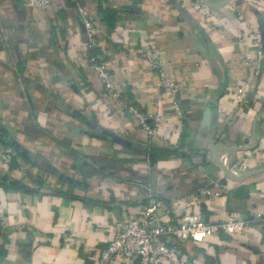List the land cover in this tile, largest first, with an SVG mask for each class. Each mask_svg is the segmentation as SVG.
Listing matches in <instances>:
<instances>
[{"label":"crops","instance_id":"crops-1","mask_svg":"<svg viewBox=\"0 0 264 264\" xmlns=\"http://www.w3.org/2000/svg\"><path fill=\"white\" fill-rule=\"evenodd\" d=\"M195 1L0 0V148L16 153L0 160V264H98L117 218L150 196L164 218L195 197L186 211L202 219L247 218L239 233L186 240L200 264H264V0H208L226 1L208 14ZM79 6L98 18L90 52L118 95L87 59ZM255 36L259 75L245 84ZM129 101L156 117L155 135ZM213 144L239 147L218 154L231 176Z\"/></svg>","mask_w":264,"mask_h":264},{"label":"built area","instance_id":"built-area-1","mask_svg":"<svg viewBox=\"0 0 264 264\" xmlns=\"http://www.w3.org/2000/svg\"><path fill=\"white\" fill-rule=\"evenodd\" d=\"M23 2L28 6L40 8L48 6L51 0H23ZM195 6L205 14L209 13L208 7H211L203 0L195 1ZM78 9L88 37L87 59L102 78L106 88L110 89L113 95H118V92L114 90L105 64L90 52L96 45L95 33L99 25L98 18L82 6H79ZM253 41L256 49L254 55H246L249 75L245 84H249L251 80L255 79L254 77L259 75L257 66L263 54L259 39L255 36ZM148 58L159 72L166 93L173 98H178L177 83L165 72L161 57L153 53L149 54ZM236 95L241 102H247L248 98L242 89H239ZM127 107L138 118L147 133L150 135L157 133L156 117L147 115L131 101L128 102ZM15 156L16 153L13 149L0 148V160L3 162L9 163ZM203 193L207 195L219 194V192L214 193L207 188L203 190ZM193 200L186 201L179 206L177 203H173L171 209H166L165 213L175 212L174 218H164L163 214L159 212L160 201L155 196L149 197L139 216H119L116 220V231L107 246L100 252L98 264H119L120 261L126 264H200L185 253L183 245L186 240L202 241L206 236L220 229L230 233H239L247 225V218L234 214L222 221L211 222L202 219L197 212L186 211L187 208L193 206L195 201H198V197Z\"/></svg>","mask_w":264,"mask_h":264},{"label":"water","instance_id":"water-1","mask_svg":"<svg viewBox=\"0 0 264 264\" xmlns=\"http://www.w3.org/2000/svg\"><path fill=\"white\" fill-rule=\"evenodd\" d=\"M205 3H207L208 5H212V6H219V5H222V4H224L225 2H221V3H213V2H210V1H208V0H203ZM261 114V113H260ZM258 116H259V114H258ZM254 135H253V144L251 145V147H253L254 146ZM211 148L214 150V151H216V153H217V160L219 161V163H220V165L222 166V168H223V170H224V172L227 174V175H229V176H231V174H230V172L228 171V168L219 160V158H218V154H219V152L220 151H226V150H233V149H237V148H239V147H235V146H227V145H215V144H213L212 146H211ZM262 170H264V167L262 168ZM254 172V170L253 171H249L247 174H250V173H253Z\"/></svg>","mask_w":264,"mask_h":264},{"label":"rangeland","instance_id":"rangeland-1","mask_svg":"<svg viewBox=\"0 0 264 264\" xmlns=\"http://www.w3.org/2000/svg\"><path fill=\"white\" fill-rule=\"evenodd\" d=\"M16 160H17V157H16Z\"/></svg>","mask_w":264,"mask_h":264}]
</instances>
